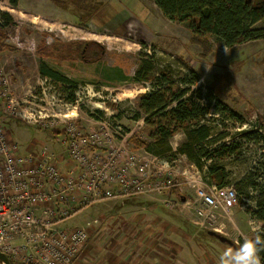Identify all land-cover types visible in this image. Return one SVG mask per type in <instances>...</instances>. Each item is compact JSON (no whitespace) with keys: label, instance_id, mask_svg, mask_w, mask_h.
Listing matches in <instances>:
<instances>
[{"label":"rangeland","instance_id":"rangeland-1","mask_svg":"<svg viewBox=\"0 0 264 264\" xmlns=\"http://www.w3.org/2000/svg\"><path fill=\"white\" fill-rule=\"evenodd\" d=\"M4 13L11 15L12 21L0 23V65L12 84L5 100L11 109H2L1 116L19 151L47 147L62 169L76 165L61 143L68 137L66 127L73 122L79 136L87 139L85 151L92 153L99 168L108 163L115 177L110 186L118 194L116 199L84 206L64 227L86 226L98 219L111 222L113 205L118 203L115 210L119 207L122 212L116 222L119 229L114 232L123 239L125 253L146 255L155 243L157 248L152 249L165 248L161 234H152L151 240L142 237L146 233L142 229H153L155 222L161 223L154 234L165 233L169 227L165 224L171 225L174 248L182 247L183 236V247L189 244L188 248L204 250L205 264H221L225 250L235 253L229 243L208 235L209 228L195 212L197 188L212 185L206 166L199 167L178 152L184 141L181 131L172 138L171 151L166 146L150 151L157 119L150 116L149 122L145 121L140 103L143 94L158 87L156 79L163 77V70L170 79L162 88L170 96L185 87L181 78L194 71L201 79L190 94L200 86L206 92L217 83L229 107L245 120L239 122L230 112L208 115L205 121L213 123L216 133H229L224 141L256 128L259 121L264 122V38L226 51L211 37L206 48L193 38L187 24L167 19L154 0H19L17 7L10 0H0V20ZM255 27L264 28V21ZM43 61L72 83L44 76L40 70ZM141 67L150 80L137 79ZM138 113L143 117L137 118ZM262 153L261 144L252 143L244 147L241 156L226 158L229 185L237 187L256 164L262 168L264 161L257 163L264 159ZM133 179L145 184L137 187ZM186 200H191V205L184 206ZM254 203L245 196L240 198L243 208L236 206L227 217L219 215L216 224L219 233L240 247L246 240L260 241L264 224L247 212ZM147 204L159 208L156 212L138 208ZM256 256L259 258L257 252ZM186 262L201 264L195 256H188Z\"/></svg>","mask_w":264,"mask_h":264},{"label":"built area","instance_id":"built-area-1","mask_svg":"<svg viewBox=\"0 0 264 264\" xmlns=\"http://www.w3.org/2000/svg\"><path fill=\"white\" fill-rule=\"evenodd\" d=\"M11 84L0 65V251L23 264H75L93 225L64 227V223L92 202L116 199L118 194L110 186L115 177L108 163L99 168L92 153L85 151L87 139L79 136L73 122L61 143L76 165L62 169L47 147L21 153L1 116L2 109H11L5 101ZM132 183L140 188L145 184L140 179ZM240 198L234 186H199L195 212L203 226L220 232L219 215H232L236 206L242 209ZM191 203L183 201L184 206Z\"/></svg>","mask_w":264,"mask_h":264},{"label":"trees","instance_id":"trees-1","mask_svg":"<svg viewBox=\"0 0 264 264\" xmlns=\"http://www.w3.org/2000/svg\"><path fill=\"white\" fill-rule=\"evenodd\" d=\"M17 7L19 0H10ZM158 9L169 20L185 23L189 26L193 38L208 47L209 38H215L220 44L232 48L253 40L264 38V28L255 25L264 21V0H154ZM3 15V14H2ZM12 21V16L4 13L2 22ZM41 73L65 84L72 81L65 75L49 67L44 61L40 64ZM143 71V72H142ZM145 68L137 73L138 80H150ZM163 78V79H162ZM169 73L163 70L159 77L158 87L146 92L141 97L140 110L145 113L144 119L149 122L150 116H156L153 141L148 149L155 151L158 146L171 151V140L179 131L184 133V141L178 152L184 154L199 167L206 166V173L213 184L218 187L230 186L229 172L224 164L226 158L241 156L246 145L261 144L264 149V122L259 121L256 128L237 133L230 141H224L228 132L216 133L212 122H206L208 115H224L230 112L239 122L244 118L233 111L225 100L221 85L213 83L203 92L202 86L197 90L192 87L201 79L194 71L182 77L185 85L177 89L171 96L162 88L164 81L169 80ZM190 94V95H189ZM141 113L137 118H141ZM213 121H216L214 119ZM264 158V153L261 154ZM264 159L258 160L262 163ZM263 172L260 174V171ZM236 190L241 198L252 199L254 207L247 212L250 217L264 224V163L258 165L236 183ZM209 230V229H208ZM207 230V233H208ZM240 247V246H239ZM260 263L264 264V225L260 233V241L255 243ZM13 263V260H11ZM14 264V263H13Z\"/></svg>","mask_w":264,"mask_h":264},{"label":"crops","instance_id":"crops-1","mask_svg":"<svg viewBox=\"0 0 264 264\" xmlns=\"http://www.w3.org/2000/svg\"><path fill=\"white\" fill-rule=\"evenodd\" d=\"M117 205L118 203L113 205L114 206L113 213L115 216L110 215V219H113V221L110 222L107 219L105 220L98 219V220H95V223L91 221L93 227L90 233L91 235H90L89 241L83 247L80 255L77 257L75 261V264H135V262L137 261L140 264H188L186 262L188 259V256L190 257L195 256L196 261H198V263L201 262V264H205V261H203L206 259V254L204 250L200 249V247L197 248V250H194L193 248H188L189 244L183 247L184 245L183 236L180 239L183 248L182 247L174 248L173 241L175 239L173 237L171 238L172 236L171 231H170L171 225L165 224V226L166 225L169 226L168 228H166L167 231L165 233H157L159 235H157L156 233L154 234V232H157L159 230V224L161 222H155L157 224H156V227H154L153 229L148 230V227L143 228L142 231H145L146 233L144 232L145 234L142 237L145 240H148V239L151 240L153 235H156V236H160V234L163 235L164 236L163 239L165 240L164 249L162 250L152 249V248H157L158 243H155L150 246L151 249L148 251V254L146 255L140 254V255L135 256L133 253H130V254L128 252L125 253V251L121 249V246L123 245L122 243L123 239L120 237L118 232H114V231H117L115 228L119 229V226H117L119 223H116V222L117 220L119 221L118 216L120 212H122L119 207H118V210H115V207ZM154 206L155 208H152ZM156 207L157 206L154 204L149 205V206L147 204L145 206H140L138 208H142L145 212H147V210L150 211V209H151L150 212H156V210H158L159 208V207L158 208ZM135 211L140 212L138 209H136ZM108 213H110V209L108 210ZM150 215L151 214H149V216ZM150 217H153V216H150ZM184 224L188 226L186 221H183V225ZM181 228H182V225H181ZM209 236L212 238H215L211 235ZM187 238L189 237L187 236ZM144 239H143V242L147 244H151L150 241L148 243V241H145ZM139 245H142V241H139ZM187 251L191 252L190 255L188 256L184 255Z\"/></svg>","mask_w":264,"mask_h":264},{"label":"clouds","instance_id":"clouds-1","mask_svg":"<svg viewBox=\"0 0 264 264\" xmlns=\"http://www.w3.org/2000/svg\"><path fill=\"white\" fill-rule=\"evenodd\" d=\"M225 49L227 51L226 46ZM221 264H259L255 243L246 240L235 253L225 250L221 256Z\"/></svg>","mask_w":264,"mask_h":264},{"label":"water","instance_id":"water-1","mask_svg":"<svg viewBox=\"0 0 264 264\" xmlns=\"http://www.w3.org/2000/svg\"><path fill=\"white\" fill-rule=\"evenodd\" d=\"M183 199L185 200V198ZM208 234L219 239L222 242L229 243L231 246H233L237 250L240 248L239 245L236 242H234L232 239H230L229 237L215 230L209 229ZM0 262L2 264H13L11 261V258L7 254L3 253L2 251H0Z\"/></svg>","mask_w":264,"mask_h":264}]
</instances>
